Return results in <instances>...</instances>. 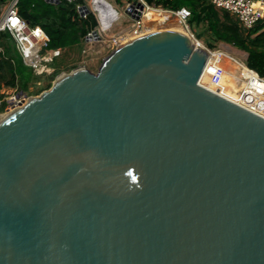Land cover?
I'll return each mask as SVG.
<instances>
[{
	"label": "water",
	"instance_id": "1",
	"mask_svg": "<svg viewBox=\"0 0 264 264\" xmlns=\"http://www.w3.org/2000/svg\"><path fill=\"white\" fill-rule=\"evenodd\" d=\"M206 60L153 31L1 115L0 264H264V117Z\"/></svg>",
	"mask_w": 264,
	"mask_h": 264
},
{
	"label": "trees",
	"instance_id": "2",
	"mask_svg": "<svg viewBox=\"0 0 264 264\" xmlns=\"http://www.w3.org/2000/svg\"><path fill=\"white\" fill-rule=\"evenodd\" d=\"M155 7L166 9L187 8L190 12L191 29L202 27L197 32L202 37L208 34L207 44L216 48V43L225 42L248 53L247 64L264 76V19L251 29L243 27L238 18L225 9L216 8L209 0H146ZM82 3H85L82 0ZM76 2L60 0H19V12L31 27L39 26L49 37L48 49H64L79 45L86 35L97 27L98 19L94 12L86 17L80 15ZM58 72L52 73V76ZM26 64L17 48L10 31L0 32V112L4 111L7 100L5 88H17L25 92L30 85L36 84L42 77ZM52 86V81L41 86L35 94Z\"/></svg>",
	"mask_w": 264,
	"mask_h": 264
},
{
	"label": "built area",
	"instance_id": "3",
	"mask_svg": "<svg viewBox=\"0 0 264 264\" xmlns=\"http://www.w3.org/2000/svg\"><path fill=\"white\" fill-rule=\"evenodd\" d=\"M49 2H59L60 0H47ZM69 2H76L78 11L81 16L86 17L90 12H94L98 19V25L96 28L91 30L85 37V42L92 44L94 41H102L101 35V19L100 15L94 4L95 0H89L90 3H87V0H84L85 3H82V0H68ZM142 2L145 5V9L149 12L151 8L150 4L146 0H136L134 2ZM216 8L225 9L231 14L235 15L240 24L246 29H251L259 24L264 19V0H209ZM259 2V3H258ZM19 0H10L7 9L4 14L0 17V32L1 31H10L13 35L17 48L20 51L21 55L24 58L26 64L31 66L38 75L51 74L54 69L51 67V62L55 57L60 53L61 49H48L49 37L45 31L39 27H31L29 23L22 18L19 12L18 6ZM130 4L128 7L130 17L132 20L131 27L118 35L117 41L118 46L138 37H141L147 33L155 31L153 23H149L145 17V9L140 13L138 18H135L131 15L136 14L138 11L136 7L131 8ZM86 7L88 10H86ZM155 7V6H154ZM161 7V6H159ZM163 8V7H162ZM161 13V14H160ZM166 13L167 19L178 24L185 33L191 38L196 48H202L207 51V60L203 69L202 76L200 78V84L209 89L215 91L216 93L227 97V94H231L239 105L249 109L250 111L261 115L263 114L257 111L255 105V96L249 94L245 98L244 104L239 103L242 92L245 89L251 88L254 91H261V94H264V76L260 75L256 70L252 69L248 64L246 59L237 57L232 53L227 46L225 48H211L204 45L193 33L190 24V12L187 8H180L176 10L172 9H159L158 14L162 15ZM165 15V14H164ZM15 21V22H14ZM109 27V26H107ZM97 32L95 35L94 32ZM117 46V47H118ZM232 60L236 64V72L239 74L237 80H235V86L237 85L240 88L228 86L226 82L229 80L226 79L227 69L224 64L226 60ZM248 71L250 76L241 78V72ZM208 85V86H206ZM225 86V90H224ZM246 86L247 88H244ZM235 89V90H234ZM233 90V91H232ZM243 90V91H242ZM242 91V92H241ZM224 92V93H223ZM239 92H241L239 94ZM226 94V95H225ZM228 98V97H227ZM232 100V99H231ZM27 96L24 93L16 92L7 99L8 108L7 110H13L16 107L22 106L26 103ZM1 104V100H0ZM6 110V111H7ZM264 112V110H263Z\"/></svg>",
	"mask_w": 264,
	"mask_h": 264
},
{
	"label": "rangeland",
	"instance_id": "4",
	"mask_svg": "<svg viewBox=\"0 0 264 264\" xmlns=\"http://www.w3.org/2000/svg\"><path fill=\"white\" fill-rule=\"evenodd\" d=\"M109 1L114 5V7L112 9H115V12L118 14V16L113 18V15L110 12H108V13L102 12V13H104V15H102L103 16V22L106 25V27L103 28L101 31L102 32L101 33L102 41H94L92 44H89L88 42L84 41V42L80 43L79 45L61 49L60 53L51 62V67H52V69H54V71L52 73H55V71H57V70H58V72L56 74H54V76H52V73L49 74V76H51V77L44 76V77H42L41 80L36 82V84L30 85L29 89L24 92V94L27 96V101H29V98L32 96L42 95V92H44L47 89L41 91L38 94H35V93L41 86L46 85L49 81H52V84H53V82L56 80V77L63 72H71L72 70H74L75 68H77L78 66H81V65H87L93 71H98L103 60L118 46L119 41H117V38H118L117 36L122 34V32L127 31L131 27L132 20H131L129 13H128V10H129L128 6L136 0H109ZM9 2H10V0H0V17L4 14L5 10L7 9ZM86 2L90 3V5H91V2L89 0H87ZM109 5H111V4H109ZM150 6H151V8H153L151 10H153L156 14H158V8L164 9L162 7H154L152 5H150ZM105 7H106V5H105ZM91 9H92V5H91ZM96 10L98 12H100V9H98V7L96 8ZM156 14H155V16H158ZM164 14L165 15H163V17L165 18L166 22L164 24H160L159 26H163L162 29L176 28L178 25L177 24L175 25V23L173 21H171L170 19H167L168 15H166V13H164ZM107 26H109V27H107ZM159 26H158V30L160 29ZM192 31L196 35V37L204 45H206L207 47H210L206 43L207 42L206 40L209 36L208 34L204 33V35L202 37H199L196 34L198 31L204 32L202 27H199L197 29V32L194 29H192ZM216 45H217L216 48H219V47L225 48V46H227L228 49L232 50V53L239 58L246 59V57H247L246 56L247 52H245L244 50H241V49H239V48H237L231 44H228L225 42H218V43H216ZM235 70H236V64H235V67L233 70V76L232 77H226L225 80L229 79L226 82V84L228 86H232V87L234 86V87L240 88L237 85L235 86V80H237L239 77V74ZM241 78L243 79L242 72H241ZM224 88H225V86H224ZM245 88H247V87L244 86L243 90ZM16 92H20V90H18L17 88H9V87L5 88V95H6L5 99L7 100L8 98H10L11 95H13ZM241 92H239V94ZM229 94H230V92H229ZM242 94L245 95V98L249 94L255 96V98H256L255 105L259 109V111L262 112L261 114L264 115V112H263V110H264V94H261V91H254L253 89L248 88V89H245V91L242 92ZM245 98L243 97L244 100H245ZM8 106L9 105L7 102V105L4 109V111L0 112V116L7 113L6 110H7Z\"/></svg>",
	"mask_w": 264,
	"mask_h": 264
},
{
	"label": "bare ground",
	"instance_id": "5",
	"mask_svg": "<svg viewBox=\"0 0 264 264\" xmlns=\"http://www.w3.org/2000/svg\"><path fill=\"white\" fill-rule=\"evenodd\" d=\"M106 3H108V1L107 0H95V4H94V6L97 8H104V6L105 5H107ZM259 3V2H258ZM136 9L138 10V12L139 13H141L144 9H145V5H143V7H139V6H137L136 7ZM143 12H145V17H146V19H147V21L149 22V23H153L154 24V26H156L155 27V31H157L158 30V26L160 25V24H164L165 22H166V20H165V18L163 17V15L164 14H162V15H159V14H156L153 10H149V12L145 9V11H143ZM155 14L156 15H158V16H155ZM175 23V22H174ZM173 23V24H174ZM175 25H176V23H175ZM178 25V24H177ZM179 26V25H178ZM177 26V27H178ZM160 27V29L159 30H168V29H162L163 28V26H159ZM173 28L172 30H176V31H179V32H182V33H185V30H183L180 26L178 27V28ZM180 29V30H179ZM171 30V29H170ZM186 34V33H185ZM224 64H225V66H226V69H227V75H226V77H232L233 76V70H234V67H235V63L232 61V60H230V59H228V61L226 60L225 62H224ZM242 76H243V78L246 76V77H249L250 76V74H249V72L248 71H242ZM206 86H208V85H206ZM209 88V87H208ZM224 90H225V88H224ZM224 93V92H223ZM226 95V94H225ZM227 97L229 98V99H232V100H234V101H236L234 98H232L233 96H231L230 94H227ZM243 97L245 98V95H243L242 94V96L240 97V101H238L239 103H242V104H244V103H246L245 102V100L243 99ZM28 102V101H27ZM27 102H26V104H27ZM26 104H24V105H22V106H19V107H24ZM14 110V109H13ZM10 111H12V110H9L8 112H10ZM257 111L259 112V113H262V112H260L259 111V109L257 108Z\"/></svg>",
	"mask_w": 264,
	"mask_h": 264
},
{
	"label": "crops",
	"instance_id": "6",
	"mask_svg": "<svg viewBox=\"0 0 264 264\" xmlns=\"http://www.w3.org/2000/svg\"><path fill=\"white\" fill-rule=\"evenodd\" d=\"M108 1V3H106L107 5H106V7L104 6V8H98V9H100V13H99V15H100V19H101V22L104 24V22H103V16L102 15H104V13H108V12H110L109 11V6L111 7V8H113L114 7V5L109 1V0H107ZM109 4H111V5H109ZM102 12H104V13H102ZM232 51V50H231ZM247 56V55H246Z\"/></svg>",
	"mask_w": 264,
	"mask_h": 264
},
{
	"label": "clouds",
	"instance_id": "7",
	"mask_svg": "<svg viewBox=\"0 0 264 264\" xmlns=\"http://www.w3.org/2000/svg\"><path fill=\"white\" fill-rule=\"evenodd\" d=\"M109 11L113 15V18H115L116 16H118V14L115 12V9H112L110 6H109ZM105 27H106V25L102 23L101 24V28L103 29Z\"/></svg>",
	"mask_w": 264,
	"mask_h": 264
},
{
	"label": "snow or ice",
	"instance_id": "8",
	"mask_svg": "<svg viewBox=\"0 0 264 264\" xmlns=\"http://www.w3.org/2000/svg\"><path fill=\"white\" fill-rule=\"evenodd\" d=\"M15 22V21H14Z\"/></svg>",
	"mask_w": 264,
	"mask_h": 264
}]
</instances>
